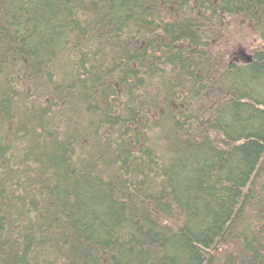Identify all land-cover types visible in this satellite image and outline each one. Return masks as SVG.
<instances>
[{
	"label": "trees",
	"instance_id": "obj_1",
	"mask_svg": "<svg viewBox=\"0 0 264 264\" xmlns=\"http://www.w3.org/2000/svg\"><path fill=\"white\" fill-rule=\"evenodd\" d=\"M0 264H264V0H0Z\"/></svg>",
	"mask_w": 264,
	"mask_h": 264
},
{
	"label": "water",
	"instance_id": "obj_2",
	"mask_svg": "<svg viewBox=\"0 0 264 264\" xmlns=\"http://www.w3.org/2000/svg\"><path fill=\"white\" fill-rule=\"evenodd\" d=\"M244 57H245V59L248 60L249 62L251 61V57H250V55H247V54H246Z\"/></svg>",
	"mask_w": 264,
	"mask_h": 264
},
{
	"label": "rangeland",
	"instance_id": "obj_3",
	"mask_svg": "<svg viewBox=\"0 0 264 264\" xmlns=\"http://www.w3.org/2000/svg\"><path fill=\"white\" fill-rule=\"evenodd\" d=\"M244 52H245V51H244ZM244 52L242 53V54H243V57H242V58H244V56H245L246 54H247V55L249 54V53H247V52H245V53H244Z\"/></svg>",
	"mask_w": 264,
	"mask_h": 264
}]
</instances>
